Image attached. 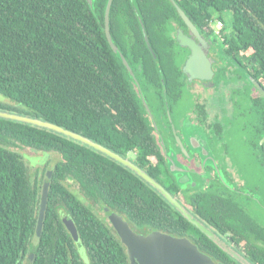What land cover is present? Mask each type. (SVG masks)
<instances>
[{"label":"trees","instance_id":"1","mask_svg":"<svg viewBox=\"0 0 264 264\" xmlns=\"http://www.w3.org/2000/svg\"><path fill=\"white\" fill-rule=\"evenodd\" d=\"M175 1L202 33L213 20L227 24L231 14L222 43L226 57L249 68L264 86V0ZM107 3L0 0V95L6 98L0 110L50 121L124 158L133 152L135 162L158 179L148 160L156 151L149 124L105 34ZM171 18L181 21L170 0H114L110 15V32L120 52L140 64L149 85L167 93L179 73L172 56ZM143 27L157 59L147 47ZM252 102L258 144L264 136V99ZM23 149L60 156L52 169L36 245L46 174L31 181ZM74 182L82 199L71 190ZM84 197L122 211L136 227L170 232V222L188 224L178 214L176 219L154 188L110 157L50 130L0 118V264H129L116 233L93 214ZM64 218L74 221L86 258Z\"/></svg>","mask_w":264,"mask_h":264},{"label":"flooded vegetation","instance_id":"2","mask_svg":"<svg viewBox=\"0 0 264 264\" xmlns=\"http://www.w3.org/2000/svg\"><path fill=\"white\" fill-rule=\"evenodd\" d=\"M177 13L181 21L171 18L169 33L175 40L172 56L179 73L168 93L167 89L160 90L157 86L149 85L152 82L143 78L140 64L133 58L129 61L123 55L128 66L120 58L131 80L141 114L150 127L156 151L148 160L158 179L135 162V153L130 152L127 158L164 187L200 222L201 228L189 222L156 189L171 205L176 219L178 214L188 221L186 225L170 222V232L185 227L183 230L173 234L157 227H136L129 223L125 213L116 208H102L84 197L85 203L118 238L110 221L112 214L122 217L138 235L160 232L186 240L191 247L186 248L182 260L190 261L196 253L206 260L199 264H264V136L258 144L255 142L257 124L252 109V100L264 97L255 86L253 81L257 80L252 77L249 68L245 70L234 58L226 57L222 43H225V35L229 34L227 24L219 27L213 20L202 33L184 12L203 38L202 42L195 38L197 44H206L213 75L211 80H202L186 73L184 68L191 50L181 46L177 38L179 31L189 37L193 33L178 10ZM143 33L144 38H148L149 44L146 38L145 42L149 51L157 59L144 27ZM206 48L202 46L201 51L206 53ZM162 84H165L163 79ZM221 88L230 89L227 95L230 109L226 106L228 100L220 92ZM186 93L194 98L190 106L184 104ZM213 105L220 108L221 114L209 120L208 108ZM233 133L238 135L233 137ZM239 138L242 143H237ZM237 144L243 147L238 148ZM73 187L76 188L73 191L75 195L82 199L79 185L74 182ZM122 246L131 264L129 248L124 244Z\"/></svg>","mask_w":264,"mask_h":264},{"label":"water","instance_id":"3","mask_svg":"<svg viewBox=\"0 0 264 264\" xmlns=\"http://www.w3.org/2000/svg\"><path fill=\"white\" fill-rule=\"evenodd\" d=\"M90 4L93 0H87ZM114 0H108L107 7H106V21H105V34L107 40L112 48V50L122 58L123 62L128 66L123 54L120 52L119 48L116 46L112 34L110 32V10ZM174 5L177 7L178 12L180 13L183 20L191 29L193 36L189 37L184 35L182 31H179L178 34V41L181 46L188 47L191 50V55L189 60L187 61L184 71L186 73L192 74L193 78H198L202 80H211L213 71L211 69V60L207 57L206 44L203 43L202 46H205L206 53L201 51L202 46L198 45L195 38H198L203 41V38L200 36L197 28L195 25L188 19L185 15L183 10L177 5L174 0H171ZM147 43L149 44L147 36H145ZM255 86L260 90L261 94L264 97V88L259 84L257 81H253ZM0 118L6 120H12L16 122H21L25 124H30L36 126L38 128H43L50 130L52 132L64 135L70 139H73L77 142H80L92 149L110 157L111 159L115 160L119 164L123 165L124 167L130 169L132 172L137 174L143 180H145L149 185H151L154 189H156L164 198L169 201L170 204L174 205L179 209L182 215L191 223L196 224L201 228L200 222L196 220L191 214H189L185 208H183L176 200L173 199L171 194L162 187L158 182H156L151 176H149L144 170H142L139 166L134 164L128 158H124L121 155L111 151L107 147L101 145L100 143L91 140L90 138L83 136L77 132L71 131L66 129L60 125L52 123L50 121H45L40 118L30 117L26 115H21L17 113H11L7 111L0 110ZM264 142V140H263ZM52 169H49L44 180V184L42 187V194L39 206V213H38V224L34 239V244L38 243V240L42 236L44 221H45V214L47 211L48 205V196H49V188L52 178ZM68 220H64V223ZM110 221L115 228L121 243L126 245L129 248V258L131 264H199L204 261L205 259L202 258L201 255L195 253L190 261L182 260V257L186 254L185 250L188 246V243L184 239H178L160 232H152L148 236L138 235L135 233L127 222L123 220L122 217L112 214L110 216ZM67 224H71L68 222ZM66 225V224H65ZM74 240L76 243L77 248L81 252L83 250L85 252V248L82 244L80 236L78 235L75 229ZM195 251L196 248L194 247ZM34 254L29 256V259H33ZM205 264V263H204Z\"/></svg>","mask_w":264,"mask_h":264},{"label":"rangeland","instance_id":"4","mask_svg":"<svg viewBox=\"0 0 264 264\" xmlns=\"http://www.w3.org/2000/svg\"><path fill=\"white\" fill-rule=\"evenodd\" d=\"M227 17H228V21H227V28L229 29L230 26H231V14H227ZM210 92H214L213 90H211ZM220 92L222 94L225 95V98L228 100V96L230 94V89L229 88H221L220 89ZM186 97H185V101H184V104H189V106L194 102V98L193 97H190V95H188L187 93L185 94ZM257 95V94H255ZM191 98V99H190ZM6 100L5 97H3L2 95H0V102H4ZM226 106L230 109L231 106H230V101H226ZM208 113L210 115V119L209 120H212L217 114H221V110L220 108L217 106V105H213L212 107H209L208 108ZM233 137L234 136H237L238 134H232ZM237 143H242L240 138L239 140L237 141ZM238 148H242L243 146H241L240 144H237ZM22 154L24 155L25 157V163H26V166H27V170H28V174H29V177L31 179L32 182H35V180L37 179H42L44 177L45 174H47L48 170L53 168L54 164L56 162H58V160L60 159V156L56 153H38V152H35L33 150H30V149H23L21 150ZM32 158H35V160H31ZM72 184V182H71ZM74 186V185H73ZM71 186V190L72 191H75L76 188ZM64 220H68L67 222H65L64 224H66V229L67 231L71 234V236L73 237L74 239V236H76L74 234V230L75 229L78 233V230H77V227L74 223L73 220L69 219V218H64ZM71 220V224H67L68 222H70ZM79 235V233H78ZM75 242V240H74ZM81 256L86 258V253L81 250Z\"/></svg>","mask_w":264,"mask_h":264},{"label":"built area","instance_id":"5","mask_svg":"<svg viewBox=\"0 0 264 264\" xmlns=\"http://www.w3.org/2000/svg\"><path fill=\"white\" fill-rule=\"evenodd\" d=\"M216 25L219 26V27H222V26H223V22H222V21H218V22L216 23Z\"/></svg>","mask_w":264,"mask_h":264}]
</instances>
